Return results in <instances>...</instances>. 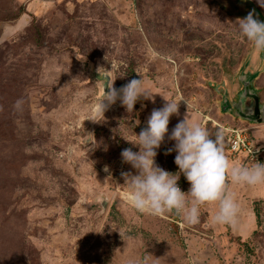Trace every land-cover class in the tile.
Instances as JSON below:
<instances>
[{
	"label": "rangeland",
	"instance_id": "obj_1",
	"mask_svg": "<svg viewBox=\"0 0 264 264\" xmlns=\"http://www.w3.org/2000/svg\"><path fill=\"white\" fill-rule=\"evenodd\" d=\"M250 12L264 22L257 0H0V264H264V184L228 176L236 224L211 222L216 202L188 224L131 207L119 173L136 174L120 154L139 150L130 141L162 96L185 101L157 149L163 169L178 171L168 136L184 118L212 135L226 128L230 163H264V119L221 110L224 98L239 102V75L257 70L264 104V51L237 34ZM140 77L154 102L127 112L117 100L104 121L86 119L112 79L120 88ZM233 128L253 153L228 150ZM178 183L188 191L182 173Z\"/></svg>",
	"mask_w": 264,
	"mask_h": 264
},
{
	"label": "clouds",
	"instance_id": "obj_2",
	"mask_svg": "<svg viewBox=\"0 0 264 264\" xmlns=\"http://www.w3.org/2000/svg\"><path fill=\"white\" fill-rule=\"evenodd\" d=\"M257 3L264 7V0H257ZM237 34L250 41L257 51H264V22L255 19L252 12L238 19ZM115 79L105 85L107 91L104 87L103 95L92 105L87 120L104 121L105 111L117 100L127 112H133L134 105L141 98L154 102V93L145 87L141 77L129 80L120 88L113 86ZM162 97L166 101L164 105L151 111L147 126L136 134L134 141H130L139 150L125 148L120 154L122 161L136 170V174L122 173L131 207L152 216L175 212L184 222L196 224L200 218V206L216 202L218 208L211 222L235 225L240 209L235 196L227 191L226 179L230 176L232 182L248 186L264 184V163L255 162L251 166L230 163L224 152V127L220 125L222 129L212 135L200 122H189L184 118L168 136L169 140L175 141L167 152L177 153L174 163L178 171L163 169L155 160L157 149L169 132L170 117L179 113L180 102L185 101ZM22 104V100H17L14 107L20 110ZM104 170L108 171L107 166ZM181 173L190 183L187 192L178 186ZM128 264H147V259L143 262L133 259Z\"/></svg>",
	"mask_w": 264,
	"mask_h": 264
},
{
	"label": "water",
	"instance_id": "obj_3",
	"mask_svg": "<svg viewBox=\"0 0 264 264\" xmlns=\"http://www.w3.org/2000/svg\"><path fill=\"white\" fill-rule=\"evenodd\" d=\"M264 65L261 64V66ZM263 67V66H262ZM259 71H255L254 73H247L243 77L245 80L241 78L239 75V80L241 83L240 91L238 92L237 96L239 95L240 100L232 104L233 108H229L228 104L231 101L224 98L221 102V110L228 111L233 115L237 116L238 118H242L243 120H247L250 122H259L264 119V104L259 103V99L257 96V90L253 88L252 81L253 79L258 76ZM242 96L244 99L249 98L251 104H246L245 107L242 105ZM234 109V110H233Z\"/></svg>",
	"mask_w": 264,
	"mask_h": 264
},
{
	"label": "built area",
	"instance_id": "obj_4",
	"mask_svg": "<svg viewBox=\"0 0 264 264\" xmlns=\"http://www.w3.org/2000/svg\"><path fill=\"white\" fill-rule=\"evenodd\" d=\"M226 128L224 131L223 128V132H226ZM228 144V150L232 153H238V152H244L247 154H251L253 153L252 148H251V144H248L247 138L245 135H243V131L241 129H237V128H233L231 133H230V137L229 139H227ZM121 169L123 170L124 168V164H121ZM119 170L120 175H122V173H124L125 171L123 170ZM178 186L182 189V186L178 183Z\"/></svg>",
	"mask_w": 264,
	"mask_h": 264
},
{
	"label": "trees",
	"instance_id": "obj_5",
	"mask_svg": "<svg viewBox=\"0 0 264 264\" xmlns=\"http://www.w3.org/2000/svg\"><path fill=\"white\" fill-rule=\"evenodd\" d=\"M256 210H257V209H255V211H256ZM256 212H257L256 214L258 215V211H256Z\"/></svg>",
	"mask_w": 264,
	"mask_h": 264
}]
</instances>
